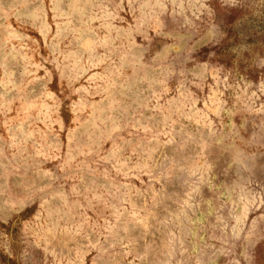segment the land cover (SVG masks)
Instances as JSON below:
<instances>
[{
    "label": "rangeland",
    "instance_id": "obj_1",
    "mask_svg": "<svg viewBox=\"0 0 264 264\" xmlns=\"http://www.w3.org/2000/svg\"><path fill=\"white\" fill-rule=\"evenodd\" d=\"M0 264H264V0H0Z\"/></svg>",
    "mask_w": 264,
    "mask_h": 264
}]
</instances>
